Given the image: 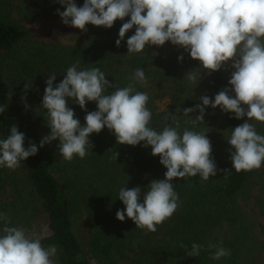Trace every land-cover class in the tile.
<instances>
[{
	"label": "trees",
	"instance_id": "16d2710c",
	"mask_svg": "<svg viewBox=\"0 0 264 264\" xmlns=\"http://www.w3.org/2000/svg\"><path fill=\"white\" fill-rule=\"evenodd\" d=\"M24 2L0 0V106H7L0 113V139L10 135L14 124L25 134V147L30 142L38 146L37 154L21 161L20 167H0V213L10 219L9 226L22 227L33 239L31 232L43 227L45 233L37 238L43 247L57 248V264H91L82 255L76 232L80 221L86 225L84 249L93 264H264V164L252 171L236 172L230 158L234 149L227 143L233 129L247 117L236 119L234 113L208 106L204 121L193 125L188 121L199 112L183 114L185 108L202 103L201 96L214 100L219 91L230 87L227 70L234 71L232 61L208 74L199 61L170 41L159 50L146 45L144 52L129 55L127 39L135 27L125 34L119 47L115 41L130 17L116 20L110 29L86 25L88 36L77 45L36 43L22 20H61L57 9L63 12L65 7L58 0ZM74 2L82 6L84 0ZM181 55L183 61H178ZM73 64L78 70L100 68L114 85L105 94L126 87L135 70L142 68L148 87L134 86L149 95V126L157 131L166 125L174 127V115L181 134L185 128L204 132L211 142L216 175L207 181L199 174L175 178L172 183L180 206L154 233L136 228L127 217L123 222L116 218L117 210L125 208L118 199L121 187H141L143 202L147 186L165 178L167 169L159 156L151 154L150 146L145 148L144 142L137 146L118 144L105 127L89 136L93 147L83 159L74 156L71 161L64 160L59 155L58 139L39 147L41 139L50 134L42 107L46 79L55 74V87ZM193 69L201 75L197 85L184 79ZM66 100L81 126L87 112L97 110L96 102H87L86 112L71 98ZM249 123L264 135V122ZM3 226L0 221V235ZM221 241L231 255L213 260L210 257L215 249L207 245ZM193 243L204 245L198 257L186 255Z\"/></svg>",
	"mask_w": 264,
	"mask_h": 264
},
{
	"label": "clouds",
	"instance_id": "9594fccd",
	"mask_svg": "<svg viewBox=\"0 0 264 264\" xmlns=\"http://www.w3.org/2000/svg\"><path fill=\"white\" fill-rule=\"evenodd\" d=\"M58 3L65 7L63 12L57 9L62 22L82 31L87 30L88 24L110 29L116 20L130 17L122 24L115 41L119 47L125 34L135 27L134 34L127 39L129 55L144 52L146 45L163 46L170 41L199 61L208 74L232 61L230 87L219 91L214 100L201 96L202 103L185 108L183 114L199 112L195 119L188 121L193 125L204 121L208 106L234 113L236 119L247 117L227 139L234 149L230 153L232 168L239 173L259 169L264 164V135L258 134L249 123L251 120L264 122V0H84L82 6H77L74 0H58ZM178 61H183L182 55ZM55 79V74L46 79L42 107L46 110L50 134L41 139L39 147L58 139L59 155L64 160L71 161L74 156L83 159L93 147L89 136L106 127L118 144L137 146L144 142L145 148L150 146L151 154L159 156L161 165L167 169L164 179L153 180L147 186L143 202L141 187L120 188L118 199L125 208L117 210L118 220L123 222L127 217L136 228L154 233L157 225L169 219L180 206L172 183L175 178L199 174L207 181L216 175L217 166L206 133L185 128L181 134L180 123L174 115V127L166 125L157 131L149 126L152 118L146 106L149 95L136 91L134 86L139 83L148 87L142 68L135 70L126 87L116 88L110 94L105 93L114 85L98 67L78 70V65L73 64L54 87ZM184 79L197 85L201 75L193 69ZM66 98L74 100L86 112V103L96 102L97 110L87 112L84 126L74 118ZM6 109L7 106H0V113ZM37 152L35 143L25 147V134L13 124L10 135L0 139V167L14 170ZM0 221L4 224L0 235V264H57L55 246L45 248L40 239L30 238L22 227L9 226L11 221L6 214L0 213ZM222 243H208V249H215L211 259L231 255V250ZM181 247L187 249L186 245ZM203 248V244L193 243L186 255L198 257Z\"/></svg>",
	"mask_w": 264,
	"mask_h": 264
},
{
	"label": "rangeland",
	"instance_id": "374dc122",
	"mask_svg": "<svg viewBox=\"0 0 264 264\" xmlns=\"http://www.w3.org/2000/svg\"><path fill=\"white\" fill-rule=\"evenodd\" d=\"M25 1V5L29 2V0H23ZM22 24L29 30L30 37L33 42L36 43H47V44H56L61 43L63 45H77L80 42L84 41V39L88 36V33L86 31H82L78 28L71 27L69 25H65L62 20L57 19H50V18H40L33 22H28L25 20H22ZM154 50H159L160 46H154L151 45ZM229 62V61H228ZM227 62V63H228ZM233 71L227 70V75L229 78L231 77V73ZM9 193L11 191L9 190ZM44 228L41 227L40 229L35 228L34 231L31 232L32 237H39L40 233H45ZM80 244L82 247V255L85 260H88L93 264V262L89 259L88 254L85 252L84 244L87 240V230L86 225L83 221H80L77 226L76 230ZM81 255V257H82ZM79 257V258H81Z\"/></svg>",
	"mask_w": 264,
	"mask_h": 264
}]
</instances>
